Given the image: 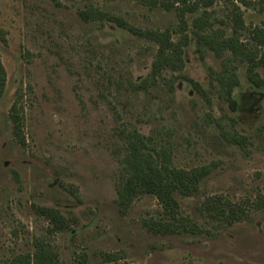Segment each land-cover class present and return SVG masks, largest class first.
<instances>
[{"label": "rangeland", "instance_id": "1", "mask_svg": "<svg viewBox=\"0 0 264 264\" xmlns=\"http://www.w3.org/2000/svg\"><path fill=\"white\" fill-rule=\"evenodd\" d=\"M252 1L241 5L246 24L264 26V7ZM94 9L104 15L85 19L82 12ZM209 11V31L231 34L229 8L218 2ZM202 12L186 16L184 68L153 75L159 46L134 30L177 29L175 9L140 0H0L7 71L0 98V264L32 252L40 238L66 264H264V206L257 204L264 196V90L230 52L217 55L198 44L193 21ZM225 70L240 77L235 108L217 81ZM258 72L264 78V68ZM16 102L24 142L13 131ZM131 129L165 146L178 168L211 167L199 191L180 198L181 213L201 231L152 230L149 221L165 218L153 194L122 209ZM213 197L244 212L232 223L216 221L205 209ZM40 207L58 209L69 228L53 232Z\"/></svg>", "mask_w": 264, "mask_h": 264}, {"label": "trees", "instance_id": "2", "mask_svg": "<svg viewBox=\"0 0 264 264\" xmlns=\"http://www.w3.org/2000/svg\"><path fill=\"white\" fill-rule=\"evenodd\" d=\"M151 7L160 6L167 10L175 9L180 17L177 29L165 30L144 29L134 30L139 36L158 44V52L153 62V75L160 74L165 69L181 71L185 66V47L190 42L187 33L186 16L203 9L201 16L193 21V32L198 44L208 47L217 55L230 52L233 59L240 61L246 68L250 83L264 90V78L258 72L264 68V26H247L241 5L250 7L256 4L252 0H140ZM264 7V0H259ZM222 2L229 8L228 17L232 22L231 34L223 30L209 31L212 26L209 21L210 11L216 3ZM264 9V8H263ZM85 19L104 15L100 10L83 11ZM121 25L130 27L121 18H116ZM248 37L243 38L245 32ZM173 33H180L175 40ZM220 88L231 98L233 107L238 102L232 98L233 90L240 84V77L235 71L225 70L217 76ZM7 84V71L0 57V98ZM11 118L14 135L24 142L23 114L17 105H12ZM127 153L125 155L126 177L119 189V203L123 210L140 194H153L163 207L164 219L151 220L148 226L155 232L169 234L174 232L197 233L201 231L197 224L184 216L180 211V198L196 194L201 181L210 173V166H200L191 169L178 168L172 163V156L164 146L158 148L153 139L141 134L137 129L125 131ZM239 143L246 142V136L236 139ZM258 205L264 206V196L257 200ZM205 209L211 218L219 222L232 223L239 219L244 211L241 207L213 197L205 203ZM39 212L52 223V231H63L69 228L68 220L56 208L40 207ZM114 255L108 254L109 260ZM1 264H66L59 253L45 239H36L32 252L17 254L4 260Z\"/></svg>", "mask_w": 264, "mask_h": 264}]
</instances>
